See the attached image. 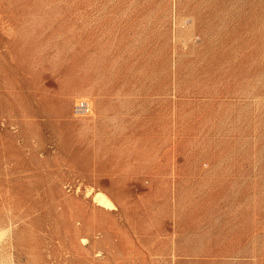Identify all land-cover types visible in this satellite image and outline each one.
<instances>
[{
  "label": "rangeland",
  "instance_id": "374dc122",
  "mask_svg": "<svg viewBox=\"0 0 264 264\" xmlns=\"http://www.w3.org/2000/svg\"><path fill=\"white\" fill-rule=\"evenodd\" d=\"M0 264H264V0H0Z\"/></svg>",
  "mask_w": 264,
  "mask_h": 264
}]
</instances>
